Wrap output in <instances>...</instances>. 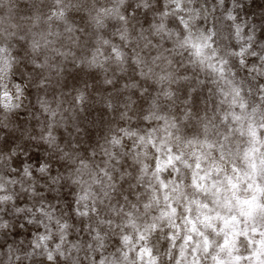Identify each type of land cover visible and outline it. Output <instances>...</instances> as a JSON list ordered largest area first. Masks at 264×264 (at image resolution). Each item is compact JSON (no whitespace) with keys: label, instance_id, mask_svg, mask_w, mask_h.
Wrapping results in <instances>:
<instances>
[{"label":"clouds","instance_id":"obj_1","mask_svg":"<svg viewBox=\"0 0 264 264\" xmlns=\"http://www.w3.org/2000/svg\"><path fill=\"white\" fill-rule=\"evenodd\" d=\"M0 264H264V0H0Z\"/></svg>","mask_w":264,"mask_h":264}]
</instances>
